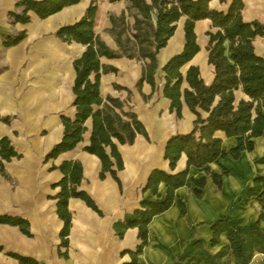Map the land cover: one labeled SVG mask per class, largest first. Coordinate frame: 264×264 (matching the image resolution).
Segmentation results:
<instances>
[{
	"label": "crops",
	"instance_id": "crops-1",
	"mask_svg": "<svg viewBox=\"0 0 264 264\" xmlns=\"http://www.w3.org/2000/svg\"><path fill=\"white\" fill-rule=\"evenodd\" d=\"M90 1L79 0L46 17H39L30 9L29 21L11 22L8 12L19 8L15 0H0V114L10 115L8 122L0 120V137L7 135L20 153V156L3 159L5 174L0 171V213L25 218L30 231L27 234L17 224L0 222V264H20L10 252L32 256L41 264H195L188 258L181 259L195 239H201L211 252L227 242L223 232L218 244L210 243V224L215 218L225 215L236 224L264 227L263 219L257 223L264 194L250 196L245 201V190L251 185L252 177L264 175V132L254 137L252 150L239 152V156L249 159L250 174L245 177L231 162V155L219 156L226 167L220 188L206 167L189 164L184 152L173 168L164 157L168 136L189 130L195 117L183 97L181 116H177L170 110V99L162 92V66L184 44V15L176 21L174 33L156 54L154 90L146 80L140 89L135 86L142 60L125 56L100 57L102 62L116 67V70L101 73V95L126 99L148 133V138L137 133L132 143H117L123 159V167L117 171L121 186L108 171L100 177L99 157L83 149L89 141L90 117L85 121L87 129L83 139L74 148L44 159L45 153L62 136L60 114L74 113L73 60L84 49L82 43L64 41L55 31L61 24L78 19ZM242 1L243 19L264 21V0ZM229 2L210 0L209 4L226 9ZM126 5L127 0H97L94 29L113 48L117 45L107 30L111 25L107 15L109 11L127 13ZM129 19L132 21L133 17ZM22 29L26 31L23 39L3 45V35ZM214 29L208 17L195 21L199 50L181 66L183 75L189 64H196L203 80L207 83L212 80L214 67L208 62L206 31ZM253 44L257 53H264V36H255ZM115 83L130 88L131 92L116 87ZM187 85L183 78L181 90ZM235 96L238 99L246 95L237 88ZM215 134L221 138L224 149L236 144L235 136H228L222 130H216ZM155 169L166 173L184 171L185 180L171 184L158 179L149 184V175ZM202 176L205 184L200 195H196L191 178ZM63 177H66L68 191L64 203L67 226L57 203L61 189L59 180ZM169 190L173 193L170 203L163 208L155 209V205L152 208L149 202L163 200ZM178 199L184 202V212L179 208ZM248 208L252 209L251 217L243 221ZM140 226L144 229L142 235ZM197 264L208 263L201 260ZM246 264H264V250L255 249Z\"/></svg>",
	"mask_w": 264,
	"mask_h": 264
},
{
	"label": "trees",
	"instance_id": "trees-1",
	"mask_svg": "<svg viewBox=\"0 0 264 264\" xmlns=\"http://www.w3.org/2000/svg\"><path fill=\"white\" fill-rule=\"evenodd\" d=\"M79 0H15V6L8 12L11 22H27L28 11L33 10L39 17L60 10L62 7ZM116 1V0H109ZM210 0H127V13L108 12L111 25L107 27L117 47L113 48L95 32L94 23L97 0H91L84 13L75 21L61 24L55 31L64 41L76 40L84 45L81 54L74 58L75 77L72 85L75 107L72 115L61 113L63 133L45 153L44 159L57 156L60 152L74 148L83 139L87 129L85 121L90 117L91 128L89 141L83 149L96 154L101 161L100 177L108 171L121 186L118 169L123 167V159L117 143H132L137 133L148 138L143 122L130 107L126 99L100 93L102 72L116 70V67L101 61V56L136 58L142 60L141 74L135 86L140 89L146 80L155 88L156 54L174 33L176 21L185 16L183 23L184 44L180 51L173 53L164 62V83L162 92L170 99V110L181 116L182 98L195 114L192 127L184 132L172 133L164 145V157L173 168L181 154L187 156V162L195 166H205L217 187H221L226 167L214 170L210 163L219 156L238 157L243 149L252 150L254 137L264 132V53L255 51L253 39L264 36V21L245 20L241 15L242 0H230L226 9L210 6ZM224 1V0H220ZM129 17H133L131 21ZM211 19L214 30H207L209 36L206 45L208 62L214 67V76L205 82L196 64H189L185 74L181 66L187 63L199 50L194 30L195 21L200 18ZM25 29L3 35L2 43L9 46L19 42L25 36ZM183 78L188 85L181 90ZM118 88L131 89L114 84ZM241 88L246 96L236 98L235 90ZM202 111L206 114L203 115ZM0 120L8 122L10 115L0 114ZM222 130L228 136H235L236 144L229 149L222 148L221 138L215 134ZM0 171L5 174L3 159L20 156L7 135L0 137ZM163 179L171 184H181L185 172L166 173L155 169L149 175L148 183ZM194 192L200 195L205 184V177H192ZM189 183V181H186ZM58 210L64 215V203L67 199L66 177L59 180ZM155 189V188H154ZM264 194V175L256 174L251 185L245 190V201L250 196ZM169 190L163 200L149 202L155 209L167 206L172 199ZM181 212L185 211L184 202L178 199ZM264 203L258 213L257 223L264 220ZM0 222L17 224L20 229L30 234L28 222L19 215L0 213ZM212 235L210 243L220 242V234L225 233L227 242L211 252L201 239H195L192 247L181 255L197 264L205 260L208 264L248 263L255 249L264 250V227L258 224H236L225 215L215 218L210 224ZM144 229L140 226V234ZM1 248V245H0ZM18 258L20 264H41L29 255L10 252Z\"/></svg>",
	"mask_w": 264,
	"mask_h": 264
},
{
	"label": "rangeland",
	"instance_id": "rangeland-1",
	"mask_svg": "<svg viewBox=\"0 0 264 264\" xmlns=\"http://www.w3.org/2000/svg\"><path fill=\"white\" fill-rule=\"evenodd\" d=\"M128 98V97H127ZM128 103V102H127ZM129 104V103H128ZM223 160L221 159H218L217 161H214L212 166L210 167H213L215 169H221V164ZM231 162H234L235 164V167H238L242 172H243V176L245 177L246 175L250 174V167H249V159H246L244 156H238V157H232L231 159ZM243 162V163H241ZM241 163V165H240ZM230 164V163H229ZM256 175V174H255ZM254 177V176H253ZM252 177V178H253ZM212 178V177H211ZM251 212H252V209L251 208H248L245 212V220L243 221H246V218L247 217H251Z\"/></svg>",
	"mask_w": 264,
	"mask_h": 264
}]
</instances>
